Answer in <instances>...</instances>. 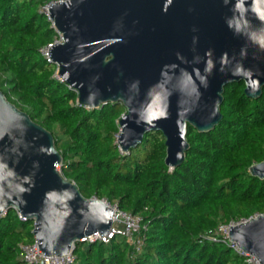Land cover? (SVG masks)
I'll return each mask as SVG.
<instances>
[{"label": "water", "instance_id": "water-1", "mask_svg": "<svg viewBox=\"0 0 264 264\" xmlns=\"http://www.w3.org/2000/svg\"><path fill=\"white\" fill-rule=\"evenodd\" d=\"M48 19L63 41L49 49L57 77L78 104L121 103L117 143L128 152L161 132L165 163L178 167L188 126L210 132L222 119L225 87L264 88V0H57ZM53 134L0 90V213L33 221L44 255H63L93 233L107 234L113 211L85 198L56 165ZM247 172L264 179V159ZM229 239L264 264V212L232 226Z\"/></svg>", "mask_w": 264, "mask_h": 264}, {"label": "trees", "instance_id": "trees-1", "mask_svg": "<svg viewBox=\"0 0 264 264\" xmlns=\"http://www.w3.org/2000/svg\"><path fill=\"white\" fill-rule=\"evenodd\" d=\"M52 1L0 0V90L53 134L59 170L83 197L106 199L146 227L138 249L120 235L75 242L72 264H244L221 237L206 236L222 222L264 212V179L246 170L264 159V88L251 99L243 82L227 85L222 119L206 133L188 126L189 147L178 167L166 165L158 131L122 152L116 135L123 105L78 104L77 92L41 54L58 35L42 10ZM33 228L13 209L0 217V264H24L20 245L33 242Z\"/></svg>", "mask_w": 264, "mask_h": 264}, {"label": "built area", "instance_id": "built-area-1", "mask_svg": "<svg viewBox=\"0 0 264 264\" xmlns=\"http://www.w3.org/2000/svg\"><path fill=\"white\" fill-rule=\"evenodd\" d=\"M48 5L42 7V10L47 14ZM53 25V24H52ZM54 27V26H53ZM56 30V29H55ZM57 37L55 40L48 44L47 46L40 49L41 54L45 57L46 60L50 61L49 57V49L50 47L57 42H62V35L56 30ZM119 134V133H118ZM118 134L116 135L118 138ZM58 168L59 166L56 165ZM103 201L108 207L113 211L112 215V225L107 234L100 236V233H93L91 235L85 236L81 238L80 242H103L107 243L113 237L120 235L124 237L127 242L137 249L140 248L142 244L143 235L141 233V229H145V226H141V217L137 214H132L130 212L124 211L120 209L116 204H111L106 199H100ZM6 211L0 213V217L4 216ZM18 217L21 220H25L19 213H17ZM241 221H233L230 222H222L218 225L216 231L213 234H209L206 236L207 239L216 241L220 237L222 240L236 253L243 256L244 264H261L259 259L253 255L248 253H243L242 250L237 246V244L229 239V230L232 226L244 222ZM21 258L24 264H72L75 260V255L73 254V249H71L68 253L63 255H44L39 248V244L37 239L34 237L33 242L28 244H21Z\"/></svg>", "mask_w": 264, "mask_h": 264}, {"label": "rangeland", "instance_id": "rangeland-1", "mask_svg": "<svg viewBox=\"0 0 264 264\" xmlns=\"http://www.w3.org/2000/svg\"><path fill=\"white\" fill-rule=\"evenodd\" d=\"M59 169H60V167H58ZM141 230H144V228L143 229H141Z\"/></svg>", "mask_w": 264, "mask_h": 264}, {"label": "bare ground", "instance_id": "bare-ground-1", "mask_svg": "<svg viewBox=\"0 0 264 264\" xmlns=\"http://www.w3.org/2000/svg\"><path fill=\"white\" fill-rule=\"evenodd\" d=\"M57 169H59V168H57Z\"/></svg>", "mask_w": 264, "mask_h": 264}]
</instances>
